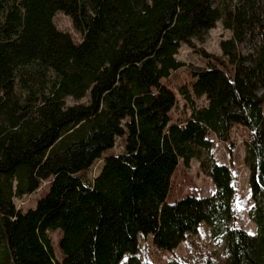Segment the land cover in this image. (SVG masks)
<instances>
[{"label":"trees","instance_id":"obj_1","mask_svg":"<svg viewBox=\"0 0 264 264\" xmlns=\"http://www.w3.org/2000/svg\"><path fill=\"white\" fill-rule=\"evenodd\" d=\"M59 12L78 39L57 27ZM218 21L231 33L220 54L200 49L203 65L177 58ZM183 67L189 113L175 117L166 81ZM236 125L248 130L255 234L235 224L238 181L212 153ZM118 138L123 151L103 156ZM193 159L215 193L169 202L180 163ZM46 182L35 208L17 206ZM203 223L230 264H264V0H0V264H157L140 257L141 233L173 253L162 264H188L174 250ZM194 248L193 264H220Z\"/></svg>","mask_w":264,"mask_h":264},{"label":"rangeland","instance_id":"obj_2","mask_svg":"<svg viewBox=\"0 0 264 264\" xmlns=\"http://www.w3.org/2000/svg\"><path fill=\"white\" fill-rule=\"evenodd\" d=\"M55 23L59 29L72 32L78 39L79 35L75 32L72 21L69 16L63 12H59L55 16ZM231 36L230 31L224 29L222 22L218 21L217 26L211 29L203 40H196L195 46L192 48L188 45H182L177 55V58L186 62L187 64L203 65L205 62L204 57L201 54L200 49H204L210 53L220 54L221 47L220 41L222 38H228ZM254 43H259V39L255 38ZM252 47V46H251ZM190 76L187 70L183 67L173 73L170 80L166 81L168 86L175 90L179 97V107L175 110V117L182 115L183 111H186L184 107V100L178 92V86L185 82ZM85 98L83 101H87ZM200 105L205 104L206 100L204 96L198 97ZM69 102H72L69 100ZM188 114L189 111L187 110ZM215 138V144L212 149L216 160L219 163H226L233 167V172L238 181V193L236 197L237 205V217L235 224L244 228L248 232L255 234L257 232L256 223L249 215V209L253 204L250 192L249 178L250 169L245 163V156L247 154L245 141L248 138V130L241 126L236 125L232 132V138L230 142H223ZM123 140L118 138L114 147L107 149L103 156H108L114 153L123 151ZM101 163H96L86 173L90 178L96 176L100 170ZM49 191L48 182L44 183L42 187L31 195H26L22 198L16 199L17 206L24 212L30 208L37 206L38 200L42 198ZM216 191V186L212 179L205 174L201 168L198 160L193 159L189 165L180 163L174 178L173 188L169 194L168 201L173 202L186 194H194L197 196H210ZM141 237V251L140 257L146 260L153 261L157 264L164 263L167 259L171 258L173 253L167 251H158L155 247L152 237ZM48 236L52 240L54 253L57 259L62 258V251L60 248V238L62 236V230H50ZM194 244L200 243L207 247L214 253L215 258L220 264H230L227 256L224 252L225 242L220 239H215L212 236V228L210 224L203 223L198 233L194 234ZM194 244L183 241L174 250L175 254L182 258L188 264H193V261L197 258V252L194 248ZM125 258L122 264H127Z\"/></svg>","mask_w":264,"mask_h":264}]
</instances>
